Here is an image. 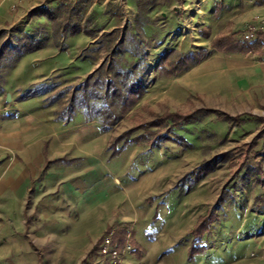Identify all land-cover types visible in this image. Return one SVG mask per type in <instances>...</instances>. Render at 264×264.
<instances>
[{"label": "rangeland", "instance_id": "obj_1", "mask_svg": "<svg viewBox=\"0 0 264 264\" xmlns=\"http://www.w3.org/2000/svg\"><path fill=\"white\" fill-rule=\"evenodd\" d=\"M193 1L145 0L147 7L154 5L146 17L136 0H0V48L15 46L22 33L45 44L27 53L11 49L0 63V165L17 164L12 173L31 171L26 205L35 214L26 216L25 209L28 224L20 222L16 192L4 195L0 210L13 219L14 224L5 220L6 231L10 225L25 228L18 238L26 240L28 227L39 229L34 239L45 247L8 255L12 264L77 262L112 230L131 245L123 264H220L229 252L231 258L249 255L252 242L264 238V208L253 205L255 196L264 197V135L244 154L264 128V120H258L264 119V64L257 63L261 58H211L212 38L237 32V39L252 42L246 34L256 36L264 20L245 22L250 8L244 0L240 7L232 0H207L198 14L202 1ZM37 6L60 8L56 27L66 21L70 7V23L80 32L55 34L53 22L30 15ZM170 50L204 57L168 77L157 65ZM248 67L256 75L247 74ZM116 68L129 69L144 92L105 131L98 118L87 117L79 100L71 104V95L89 77L108 79ZM194 109L211 112L176 130L184 142H118L114 147L120 151L113 155L112 137L133 126L137 112L150 121L164 112ZM220 114L242 116L228 123ZM5 118L12 121L3 123ZM20 132L29 137L21 141ZM241 157L246 160L242 168L231 165ZM206 162L209 172L201 173ZM227 190L231 199L220 205L208 231L195 237L199 217L226 198ZM48 206L52 212L44 215ZM191 246L201 250L190 253ZM6 251L0 249V264H6Z\"/></svg>", "mask_w": 264, "mask_h": 264}, {"label": "trees", "instance_id": "obj_2", "mask_svg": "<svg viewBox=\"0 0 264 264\" xmlns=\"http://www.w3.org/2000/svg\"><path fill=\"white\" fill-rule=\"evenodd\" d=\"M136 8L140 14L148 17L149 13L154 9V5L147 7L145 0H136ZM65 11L66 21L62 23L61 27H56V21L60 14L59 7H56L54 10H46L43 8V6H37L33 8L30 15L44 16L53 22V30L55 34H59V32H66L67 30L71 33L80 32L78 24L71 25L70 23L73 12L72 9L70 7H66ZM74 13L76 17H81L80 10H76ZM87 22H89V20H87ZM1 33H3V30H0V34ZM84 33L89 36H93L95 31L84 30ZM200 35L206 39L210 38V34L205 31H201ZM44 46V42L32 40L26 33H22V36L15 46H2L0 48V63L4 59L1 57H3L7 51L15 49L16 47H18L22 53H27L38 50ZM211 46L213 47L214 51L220 53H255L260 55L264 51V33H258L252 42H243L242 40L237 39V32L222 33L211 39ZM175 52V50H170L160 59L157 65L159 67L160 74L164 73L163 75L168 77L176 76L183 71L188 70L190 66L196 65L200 61V57H204L201 55V53L199 55H186L180 52ZM173 54L175 56H172ZM116 69L117 70H114L112 75L108 73V79L107 76L103 78H96L94 76L89 77L86 79L84 87H82L80 91L75 89L74 93L71 95V104H74L79 100L81 103L80 106L86 110L87 117L89 119L98 118L105 131H107L110 126L121 120V118L126 115L127 111L131 109L141 98L144 92V88L140 86L138 79L133 76L129 69ZM97 86H100V88L98 89ZM100 89L101 93L99 94L97 91ZM3 90L2 84H0V95ZM77 92H79L78 97L75 95ZM208 112H211V110L194 109L193 111H187L185 113L179 111L164 112L162 115H155L153 120L150 121L144 120L143 116L137 112L133 119V126L124 130L119 135L112 137L111 144L113 146V155L118 154L120 151V149H115L114 147V145L118 142H121L123 146L131 142H136L137 144L142 145L153 144L155 142H170L180 144L183 139L176 133V130L181 129L185 124L202 119ZM220 116L224 121L230 123L232 121H239L242 115L240 114L230 117L222 116L220 114ZM258 120L263 121L264 119L258 117ZM240 123L241 122H239V124ZM263 135L264 128L259 130L253 139L245 145L244 154L252 151L257 146L258 141L263 137ZM245 163V158L241 157L238 161L231 162V165L242 168ZM208 172L209 162H206L205 164L201 165V173ZM258 184L259 183H255V185ZM226 195V198H220L219 204L215 205L212 210L207 211L204 216L199 217L198 223L192 231V234L195 237L201 236L208 231L209 224L214 220L215 212L219 209L220 205H223L225 202L231 199L230 191L227 190ZM253 205L256 208L259 206L264 208V197L255 196L253 198ZM113 238L114 241L118 243L120 248L124 246L125 243L120 242L115 234ZM100 240L101 239H99L95 244V247L89 251V254H91L96 249ZM198 250H201V248L194 249L191 246L190 253Z\"/></svg>", "mask_w": 264, "mask_h": 264}, {"label": "crops", "instance_id": "obj_3", "mask_svg": "<svg viewBox=\"0 0 264 264\" xmlns=\"http://www.w3.org/2000/svg\"><path fill=\"white\" fill-rule=\"evenodd\" d=\"M37 1V0H34ZM202 2L199 4L198 6V10L196 12V14L200 13L202 6L207 2V0H201ZM186 2L188 4L193 3V0H186ZM244 3H246L247 7L250 8L249 11H247L248 13V17H246L245 22H247V20H251L253 18L256 17V21L259 20H264V0H258L257 4H254V2H250L249 0H244ZM232 5L233 6H241V2L239 0V3L237 2V4H233V0H232ZM246 14V13H245ZM259 14V15H256ZM147 26V25H146ZM145 29L148 27H151L150 23L149 25L146 27ZM83 32V31H82ZM211 58H261L262 60H257L259 64L263 65L264 64V51L259 55V54H255V53H247V54H241V53H220V52H214V55ZM252 68L248 67L245 68V71L248 72L251 71ZM251 75L255 74V71L252 70ZM249 73V75H250ZM262 73L261 78H264V72H260ZM256 75V74H255ZM4 107V106H3ZM2 105H1V98H0V109H3ZM3 123L6 122H10L12 121L11 118H5L2 120ZM27 132H20V140L22 141V139H27L29 136L26 134ZM5 134H10V132H5ZM22 144V142H21ZM23 146L20 147V149H22ZM24 148V147H23ZM21 152V150H20ZM7 163V161L5 162ZM17 164H4L1 163L0 165V200L3 202L4 200V195L6 194H10L12 195L13 193H17V202H16V206H17V212L19 213L20 216V222H22L25 225H27L28 223L25 222V209H26V216L31 215L33 213V209L31 208H27V203L28 200H26V194L29 191V188L27 187V181L30 178V176L32 175L31 171L28 169H25L23 171L18 170V172L12 173V171L15 169V166ZM25 185V187L23 186ZM40 202V201H38ZM33 203H37V200L33 201ZM44 204V203H43ZM45 205V204H44ZM46 205H49L46 203ZM43 206V205H42ZM0 207H2L0 205ZM52 207V206H51ZM39 213H38V217L40 215H42L41 208L39 207ZM49 206L46 207V209L44 210V215H50L52 211H48ZM35 214V213H33ZM32 214V215H33ZM8 220L9 222H11L10 224H14L13 223V219H11V213L4 211V208H2V210H0V240L1 242H3V246L0 249H7V251L4 253V259H6V264H8L9 262L12 264L13 261V257L11 258H7L8 255H19L20 252L22 251H29L32 250V248L36 249L37 251L42 252L44 250L45 247H41L43 246V244H41L40 246L38 245L37 241H35L34 238H36L34 236V234L39 231V229H36L35 231L31 228L28 227L26 230V234H27V238L26 240L18 238L19 235H21L19 233L20 230H24L20 229L19 227H15L14 225L13 227L10 225V232L6 231V224H5V220ZM45 239V238H44ZM50 238H47L46 240H49ZM250 239H253V237H251ZM254 244V251H252L249 255H239L236 257H230V252L228 253L227 258H223L222 262L220 264H264V238L260 239L259 241L252 242ZM92 246L87 247L82 255L80 256V258L78 259L77 262H74L73 259L69 258L68 260H64L61 261L59 263L56 264H81L82 260H84L85 256L87 255V253L91 250ZM128 253V252H127ZM1 254V252H0ZM227 255V254H226ZM1 256V255H0Z\"/></svg>", "mask_w": 264, "mask_h": 264}, {"label": "built area", "instance_id": "obj_4", "mask_svg": "<svg viewBox=\"0 0 264 264\" xmlns=\"http://www.w3.org/2000/svg\"><path fill=\"white\" fill-rule=\"evenodd\" d=\"M253 29V27H251ZM258 33H264V25ZM257 33V34H258ZM257 36V35H256ZM254 33L246 34V39L256 38ZM243 42H246L243 40ZM114 231L102 236L96 249L87 255L83 264H123L124 255L130 251V245L125 243L122 248L114 241Z\"/></svg>", "mask_w": 264, "mask_h": 264}, {"label": "water", "instance_id": "obj_5", "mask_svg": "<svg viewBox=\"0 0 264 264\" xmlns=\"http://www.w3.org/2000/svg\"><path fill=\"white\" fill-rule=\"evenodd\" d=\"M9 97V96H8Z\"/></svg>", "mask_w": 264, "mask_h": 264}]
</instances>
